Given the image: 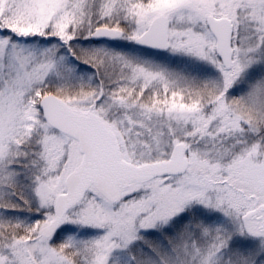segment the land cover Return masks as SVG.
Instances as JSON below:
<instances>
[{
	"label": "snow or ice",
	"instance_id": "6c2138e0",
	"mask_svg": "<svg viewBox=\"0 0 264 264\" xmlns=\"http://www.w3.org/2000/svg\"><path fill=\"white\" fill-rule=\"evenodd\" d=\"M0 264H264V0H0Z\"/></svg>",
	"mask_w": 264,
	"mask_h": 264
}]
</instances>
